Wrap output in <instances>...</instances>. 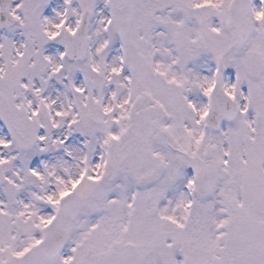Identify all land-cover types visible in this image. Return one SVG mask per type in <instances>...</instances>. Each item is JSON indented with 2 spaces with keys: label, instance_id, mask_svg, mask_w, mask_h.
I'll use <instances>...</instances> for the list:
<instances>
[{
  "label": "snow or ice",
  "instance_id": "obj_1",
  "mask_svg": "<svg viewBox=\"0 0 264 264\" xmlns=\"http://www.w3.org/2000/svg\"><path fill=\"white\" fill-rule=\"evenodd\" d=\"M0 264H264V0H0Z\"/></svg>",
  "mask_w": 264,
  "mask_h": 264
}]
</instances>
